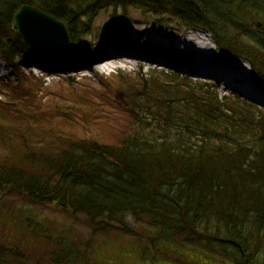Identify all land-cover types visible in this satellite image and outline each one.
Listing matches in <instances>:
<instances>
[{"label":"trees","instance_id":"1","mask_svg":"<svg viewBox=\"0 0 264 264\" xmlns=\"http://www.w3.org/2000/svg\"><path fill=\"white\" fill-rule=\"evenodd\" d=\"M23 5L64 22L72 54L92 50L101 13L113 27L134 8L201 29L264 93V0H0V61L17 76ZM12 80L0 78V264H264L263 110L166 73L53 97Z\"/></svg>","mask_w":264,"mask_h":264},{"label":"bare ground","instance_id":"2","mask_svg":"<svg viewBox=\"0 0 264 264\" xmlns=\"http://www.w3.org/2000/svg\"><path fill=\"white\" fill-rule=\"evenodd\" d=\"M129 22L135 25L139 23H136L134 19L131 20L127 15L123 21L126 25L111 29L128 27ZM77 55L61 53L54 47H47L30 52L29 58L33 65L39 64L40 61H44L45 64L49 63L47 65H50L55 70L54 72L64 69L75 68L76 71L87 68L95 73H104L115 63L132 66L135 61L140 60L139 63H152L153 67L159 63L196 77L202 76L208 79L213 77L215 79L216 76L221 81L226 80L228 83H232L240 95L254 101L264 100V96L261 95L250 72L248 71L245 75L242 71V66L248 67V65L245 63L232 65L223 63L216 56V49L210 37L200 30H189L180 39L172 41L164 40L153 32L137 34L129 31L114 35L109 33L102 37L94 51L86 58H80L82 56ZM6 69L0 63V72L3 73Z\"/></svg>","mask_w":264,"mask_h":264},{"label":"rangeland","instance_id":"3","mask_svg":"<svg viewBox=\"0 0 264 264\" xmlns=\"http://www.w3.org/2000/svg\"><path fill=\"white\" fill-rule=\"evenodd\" d=\"M127 15L131 20L133 19L136 20V23L139 22L138 25L129 22L128 27L115 28L114 30H112L111 28H108V24L111 20L110 15L101 13L96 19L93 27V31L87 37V40L96 48L102 37L109 33L114 35L117 33H126L129 31L137 34H143L145 32H153L161 36L164 40L172 41L175 39H180L181 37L186 35L189 31L187 29L180 28L177 25L176 20L172 21L169 20L167 17L160 19L152 15H144L141 11L134 8H129ZM194 29L197 31L200 30L203 33L207 34L210 37L211 42L215 47L214 41L210 34L198 28H194ZM194 33H196V31H194ZM47 47H52V48L54 47L58 52L61 53L64 52V50H62V47L54 46V45L44 46L39 49H44ZM31 51L32 50H30V52ZM87 56L88 54H85L83 55V58H86ZM28 57L29 55L26 57L28 60H26L25 58V61L18 59V65L20 66V73L18 74V76L16 75L15 72L11 71L6 65L3 64L5 67H7V69L3 73L0 72V78L7 79L11 77L13 79L10 82L12 84V88H14L13 87L14 85L23 88H30L34 93H37L40 96L53 97L56 94H58L59 91H61L62 89L68 88V84H69L68 82H74V84L77 83L87 84L92 82L99 83L101 77L103 76L108 77L111 75L121 74L124 76L129 75L133 78H137L138 76L149 78L151 74L166 73V74L178 75V77L188 79L191 82H199V83L207 84L208 88L210 90H213L216 96L220 100H222L224 97H234V98L238 97V99L245 101V103L251 105L253 104L256 106L255 108H259L264 111V100L263 101L258 100V102H256L250 98H246L240 95V93L234 89L232 83H228V81L226 80L221 81L219 79H214L213 77L211 79L202 76L196 77L195 75H191L189 73H185L178 69L169 66H164L159 63L156 65V67H153L152 63L141 64V62L139 63L140 60L135 61V63L132 66L125 65L124 63H115L104 73H100V72L95 73L93 71L87 70V68H81L76 71L75 69L74 70L64 69L63 71L54 72L55 70H53V68L50 65L49 66L47 65L49 63L46 62L45 64L44 61H40L39 64L33 65L31 64V60H29L30 58ZM150 60L152 61V58ZM0 63L2 64L3 62L0 61ZM242 71L244 72V74L245 73L247 74L248 71L251 74V68L249 65L248 67L243 65ZM261 95L264 96V93L261 92ZM10 199H12V201L15 202L16 206L26 204L20 198L10 197ZM43 212H44V217L50 223L53 221L56 222L58 226L61 224H64L65 226L71 225L72 227H75L77 231L81 232V234L83 233H86L87 235L89 234L85 226L86 222L83 218H81V221L76 220V222L72 224L71 220H68L65 217H63L61 213H59L57 210L53 209L52 207L43 208ZM62 220H66L68 223L62 222Z\"/></svg>","mask_w":264,"mask_h":264},{"label":"water","instance_id":"4","mask_svg":"<svg viewBox=\"0 0 264 264\" xmlns=\"http://www.w3.org/2000/svg\"><path fill=\"white\" fill-rule=\"evenodd\" d=\"M12 29L32 50L54 45L70 52V37L65 23L35 7L21 6L12 18Z\"/></svg>","mask_w":264,"mask_h":264}]
</instances>
